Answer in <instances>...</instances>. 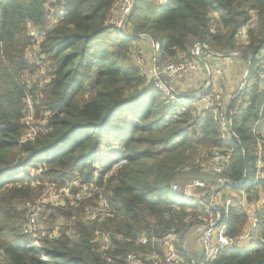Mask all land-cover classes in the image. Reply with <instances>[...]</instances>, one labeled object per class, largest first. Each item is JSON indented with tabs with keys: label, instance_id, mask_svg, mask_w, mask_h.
Returning <instances> with one entry per match:
<instances>
[{
	"label": "trees",
	"instance_id": "trees-1",
	"mask_svg": "<svg viewBox=\"0 0 264 264\" xmlns=\"http://www.w3.org/2000/svg\"><path fill=\"white\" fill-rule=\"evenodd\" d=\"M160 1L134 0L128 22L134 33L150 34L159 42L162 64L188 57L195 42L218 54L238 50L250 62L241 96L229 104L239 142L230 145L233 155L222 174L232 182L250 179L256 157L252 126L260 114L264 117L259 79L264 0ZM115 2L0 0V264H152L148 258L162 254L158 241L184 237L201 222L203 210L181 202L170 185L184 171L199 174L201 150L209 155L228 143L208 113L196 112L190 121L191 111L178 114L145 84L132 59L136 40L119 37L108 24ZM243 28L246 43L241 44L237 34ZM34 47L39 66L26 59ZM28 133L33 138L26 140ZM108 137L120 143L115 163L121 164L114 169V162L99 163ZM31 169L40 173L32 177ZM75 179L99 188V194L49 210L50 223H59L57 237L52 236L55 225L36 237L23 234L26 207L42 196L44 187ZM247 191L251 201L257 200L264 180L254 192ZM101 199L110 217L88 220L85 210ZM246 222L245 210L233 204L227 237L236 240ZM98 235L107 236L105 245ZM248 238L246 247L223 249L211 264H264V203ZM175 248L189 264L177 244Z\"/></svg>",
	"mask_w": 264,
	"mask_h": 264
},
{
	"label": "built area",
	"instance_id": "built-area-1",
	"mask_svg": "<svg viewBox=\"0 0 264 264\" xmlns=\"http://www.w3.org/2000/svg\"><path fill=\"white\" fill-rule=\"evenodd\" d=\"M166 0H161L164 5ZM134 0H116L111 13L108 17V24L112 27L119 37L123 39H134V48L132 49V59L136 68L140 71L145 80V84L160 92L162 98L170 106L177 108L178 114H189L192 121L196 112H206L211 116L212 121L219 128L222 140L228 143V148L212 149L209 155H202L196 159L200 169L199 173L211 174V181L197 180L193 183L179 186L173 181L170 185L171 193L181 202L189 206L198 207L203 210L200 216V224L197 227V244L199 259L186 257L189 264H211L217 253L230 247H242V233L236 240H231L226 235L227 216L230 207L233 204L242 207L247 216L246 226L250 231L256 226L258 220V209L254 206L255 201H251L253 195L248 193V189L254 192L261 181L264 180V117L260 114L252 126V134L256 141L255 162L250 179H243L239 182H232L222 177L233 155L230 145L233 142H239L237 136L233 133L232 115L228 103H225L220 94L214 91L216 79H220L223 74L222 63H230L240 58L241 52L238 50L229 51L226 54H218L212 51L206 44L201 42L193 43L190 48L189 56L182 57L176 62L161 63L160 44L156 39H151L146 33H134L129 25L128 18L132 11ZM62 16V12L59 13ZM55 25L56 22L51 20ZM31 30L30 35L38 40L37 32ZM246 29H241L237 34V39L241 44L246 43ZM145 42L149 48V55H145V50L141 42ZM26 59L30 64L39 66L41 64L37 48L28 50ZM250 62L247 63V71L244 72L243 81L239 83L236 90L230 96L234 100L241 96ZM202 70L206 81L203 83L202 90L194 91L190 94L181 93L175 89L172 81L181 76L185 77ZM41 74H45L43 68ZM259 79L264 83V64H262ZM28 109H31L28 102ZM33 134L28 133L25 139H32ZM115 157H112L114 161ZM99 168L98 166H95ZM115 167L113 166V169ZM99 169H96L94 177L97 178ZM39 174L40 170H32ZM32 177H34L31 174ZM247 185L248 188H244ZM233 187L236 191H229L226 188ZM199 194L195 195V191ZM44 193L34 204L26 207V219L22 227L25 235L36 237L45 229L43 224L47 218L49 210L52 208L64 207L66 205L76 206L79 203L98 195L100 189L95 186H84L79 179H75L69 184L58 187L56 184H47L44 187ZM251 192V193H252ZM90 221H103L109 218L108 206L101 199L94 207H88L84 213ZM249 233V232H248ZM247 235V234H246ZM53 237L54 234L52 235ZM248 236V235H247ZM179 239L170 235L158 241L161 256L152 255L148 259L152 264H186L176 251L175 245ZM144 243V241H142ZM39 243L35 241V248L40 252L44 261H47L42 252Z\"/></svg>",
	"mask_w": 264,
	"mask_h": 264
},
{
	"label": "crops",
	"instance_id": "crops-1",
	"mask_svg": "<svg viewBox=\"0 0 264 264\" xmlns=\"http://www.w3.org/2000/svg\"><path fill=\"white\" fill-rule=\"evenodd\" d=\"M144 50H145V55L148 56L149 53V48L146 45L145 42L142 43ZM243 62H246L243 60L241 57L237 58L236 60L231 61L230 63H222V69H223V74L221 75L220 79H216L214 83V91L218 92L222 97V100L225 103L230 104V96L232 93L236 90V87L243 81V68L244 64ZM246 70V69H244ZM245 72V71H244ZM243 73V75H242ZM206 81L205 75L202 70H198L195 73L185 76V77H177L172 81V84L175 86V89L181 93H192L197 90H202L203 83ZM232 83V84H231ZM232 91V92H231ZM257 200L255 201L254 206L257 207L259 210L260 206L262 203H264V192L259 191L257 194ZM197 227L198 225H193L190 226L187 230L188 231H193L188 235V233L182 237L181 239V246L184 251L187 252V254L190 257H193L194 259L198 260L200 255L198 251V244H197ZM248 232L249 230L247 227L244 228L242 232V237L243 241L241 243L242 247H246L249 243V238H248ZM247 234V235H246ZM195 239V242L193 240ZM193 242V245H192ZM178 248L180 241L176 243ZM190 248V250L187 249ZM193 253V254H192ZM197 253L198 259L194 257V254Z\"/></svg>",
	"mask_w": 264,
	"mask_h": 264
},
{
	"label": "rangeland",
	"instance_id": "rangeland-1",
	"mask_svg": "<svg viewBox=\"0 0 264 264\" xmlns=\"http://www.w3.org/2000/svg\"><path fill=\"white\" fill-rule=\"evenodd\" d=\"M31 32V31H30ZM34 34H35V32H33ZM247 63L248 62H243V64H244V68H243V73H244V71H247ZM244 69H246V70H244ZM243 73H242V75H243ZM44 76H46V72H45V74H44ZM232 84V83H231ZM232 92V91H231ZM221 96V95H220ZM222 97V96H221ZM29 106H30V103H29ZM31 107V106H30ZM27 109H28V107H27ZM28 111H30L29 109L28 110H26V113H25V117H26V119H27V122L26 123H31V121L32 122H34V120L32 119V117H31V114H30V112H28ZM119 142L118 141H116V140H114V139H112L111 137H108V138H106V140H104V142H103V147L101 148V156H100V158H99V163H107L108 161L109 162H114L112 165L116 168L119 164H121V163H115V161H116V155H117V153L120 151V146H119ZM205 150H201L200 151V153L202 154V155H204L205 154ZM112 157L114 158L115 157V159H114V161L112 160ZM99 167V166H98ZM199 173V172H198ZM33 175L34 177L36 176V174H35V172L33 171H29V175ZM38 175V174H37ZM249 178H250V176H249ZM197 180H202V181H211L212 180V176H211V174L209 173V174H204V173H199V174H194V173H192V172H188V171H184L176 180H174L175 182H177V184L179 185V186H184V185H187V184H190V183H193L194 181H197ZM32 185H34L33 183H32ZM45 191H43V193H44ZM43 193H42V195H43ZM199 194V190H196L195 191V195H198ZM42 197V196H41ZM23 208H25V205L23 206ZM47 221V224H45V222ZM45 226H47V228H52L54 225H55V232H54V236L55 237H57L58 235H59V231H60V227H58V225H59V223H57L56 222V224H51L50 223V220H49V217H48V219L46 218L45 219V221H44V223H43ZM66 235H68V236H73V231H72V229L69 227V226H67L66 227ZM193 231H188L187 233H188V235L190 234V233H192ZM186 233V234H187ZM198 237V236H197ZM107 236L106 235H103V236H100V235H98V241L100 242V244L101 245H105L106 244V242H107ZM193 242H195V239L193 240ZM193 242H192V245H193ZM40 247V246H39ZM187 249L188 250H190V248H188L187 247ZM193 254V253H192ZM198 254L197 253H195L194 254V257L195 258H197L198 259Z\"/></svg>",
	"mask_w": 264,
	"mask_h": 264
},
{
	"label": "water",
	"instance_id": "water-1",
	"mask_svg": "<svg viewBox=\"0 0 264 264\" xmlns=\"http://www.w3.org/2000/svg\"><path fill=\"white\" fill-rule=\"evenodd\" d=\"M148 36H149L151 39H154V36H152V35H150V34H148ZM182 237H183V236H181V237L179 238V241H180L179 249L182 251V253L184 254L185 257H188L189 255L187 254L186 251H184V250L182 249V246H181V239H182Z\"/></svg>",
	"mask_w": 264,
	"mask_h": 264
}]
</instances>
